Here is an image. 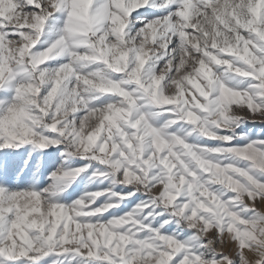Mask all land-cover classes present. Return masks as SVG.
<instances>
[{"label": "snow or ice", "instance_id": "obj_1", "mask_svg": "<svg viewBox=\"0 0 264 264\" xmlns=\"http://www.w3.org/2000/svg\"><path fill=\"white\" fill-rule=\"evenodd\" d=\"M258 125L264 0H0V264H264Z\"/></svg>", "mask_w": 264, "mask_h": 264}, {"label": "rangeland", "instance_id": "obj_2", "mask_svg": "<svg viewBox=\"0 0 264 264\" xmlns=\"http://www.w3.org/2000/svg\"><path fill=\"white\" fill-rule=\"evenodd\" d=\"M260 126H264V125H258L257 127H260ZM262 207H264V206H262ZM217 251L218 252H223L225 254H228V255L234 257L235 256V252H236V245L229 240L227 242V247H223V246L218 247Z\"/></svg>", "mask_w": 264, "mask_h": 264}]
</instances>
